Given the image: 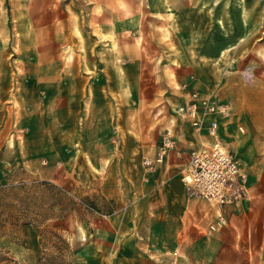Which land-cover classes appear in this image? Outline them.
<instances>
[{"label": "rangeland", "instance_id": "rangeland-1", "mask_svg": "<svg viewBox=\"0 0 264 264\" xmlns=\"http://www.w3.org/2000/svg\"><path fill=\"white\" fill-rule=\"evenodd\" d=\"M135 2L141 29L126 19L118 44L107 45L89 32L86 0H0V264H122V237L128 264H157L142 158L173 115L181 118L189 73L181 68L202 92L234 103L251 166L249 199L223 212L214 230L215 206L186 191L202 241L183 263L264 264V32L246 41L236 33L231 42L241 45H152L160 37L148 2ZM181 58L184 66H170ZM111 125L129 160L110 198L87 150L107 149L98 148L109 139L100 132ZM175 251L159 255L180 264Z\"/></svg>", "mask_w": 264, "mask_h": 264}, {"label": "crops", "instance_id": "crops-1", "mask_svg": "<svg viewBox=\"0 0 264 264\" xmlns=\"http://www.w3.org/2000/svg\"><path fill=\"white\" fill-rule=\"evenodd\" d=\"M86 1L90 3L89 9L86 10L85 13L89 32L91 35H96V39L98 37V42H101L100 44H118V35L124 33L126 19H132L134 27H136V29H141L140 21L142 15L136 13L138 9L135 0ZM147 2V11L151 18L149 20L154 23L152 32L160 37V40H155L154 43L152 42V45H166V48L169 45H205L206 40H208V45H241L242 41L238 44L231 42L235 39L233 35L236 33L241 32V35L243 34L245 36L246 41L247 35L264 32V0H147ZM221 6H223V8ZM121 7L129 10V15H123L124 9ZM206 18L210 19V21L206 22ZM211 33H217L221 36L216 35L213 37ZM162 35L164 36L163 39H161ZM223 48L227 49L229 46ZM125 49L124 47L121 52L123 55ZM221 49L219 48V51ZM218 55L220 56L221 54L218 52ZM135 60L139 61L140 58L136 57L132 59V61ZM118 61L119 59H117V62ZM182 61V58L180 61L172 59V64L170 63V66L174 68L182 64L184 66V61ZM181 70L183 72H189L184 82L181 83V85H188L184 92L185 94L180 93L183 97L180 101L181 105L187 101V91L194 89H196L202 97H209L213 100L229 103L231 105L232 112L229 119L225 120L216 117L219 122L218 137L231 152L235 153L243 160L247 174V196L242 201L249 199L251 166L246 161L247 148L245 147L248 141L247 138L242 136L246 129L237 118L233 105L234 103L216 99L212 94L202 92L198 80H192L194 74L189 69L181 68L178 74L182 76L185 75L181 73ZM178 85L180 86V83ZM245 103L247 105V113L254 120L255 112L249 107L247 100ZM179 118L180 117L177 115H173L174 123H170L165 129V131L167 130L166 132L174 136L178 148L187 151L200 143H214V138L207 133L208 119L201 133L196 134L188 122ZM238 127H243L244 131L239 132ZM256 128H258L257 125ZM165 131L164 133H166ZM117 132L118 130L112 125L104 127L100 135L101 137L109 138L106 140V145L101 144L100 147H98V145H93L92 143L91 149L93 147H107V149L104 150L108 152L106 156H98L100 152H104L103 149H98V151L93 149L90 151L87 150L94 163V169L103 172L102 175L105 180L102 181L104 186L101 188V193L106 195V197H112L111 194L121 192L122 177L119 174L121 169L124 168L123 163L129 160V156L123 154L121 151L122 141ZM158 134L161 135V131ZM98 141H102L101 138H99ZM155 149L156 146L154 148L152 147L147 155H152ZM184 164V156L181 158L171 153L162 165L156 168L153 173L148 174L151 180V185L147 192V197L149 199L148 206L149 210L152 211L151 216L154 218L148 217L145 218L144 221H153L156 225L154 239L156 241V248L158 249L155 254L157 264H171L170 258L161 257L159 253L160 251L170 252L173 250L179 252L180 257L178 260L181 261L180 264H185L183 263L184 254L188 253L190 247L197 248V253L198 243L202 241L200 230L202 225L199 223V213L194 208L196 202L187 195L185 184L181 178V169ZM91 183L92 185L95 184L93 180ZM111 186H113L114 189H111ZM107 200L110 199L108 198ZM238 204L221 209L215 207L216 216L236 208ZM191 213L196 216H192ZM213 222H215V220H213ZM115 225L117 228L120 226L118 223ZM121 231L122 228L120 226L117 233H121ZM121 240L122 242H120L117 249V255L119 256L118 262L128 264L127 262L130 258L128 250L125 248L126 239L122 237Z\"/></svg>", "mask_w": 264, "mask_h": 264}, {"label": "built area", "instance_id": "built-area-1", "mask_svg": "<svg viewBox=\"0 0 264 264\" xmlns=\"http://www.w3.org/2000/svg\"><path fill=\"white\" fill-rule=\"evenodd\" d=\"M186 87L184 84L183 88ZM186 94L187 101L177 107V112L196 134L201 133L208 119L207 133L214 138V143H200L184 151L178 148L174 136L166 132L158 138L155 152L142 158V165L147 172L153 173L171 153L181 158L184 156L181 178L190 196L206 199L218 209L235 206L247 196L245 164L220 141L216 119H229L231 105L202 97L196 90H188ZM238 130L244 131L243 127H238ZM218 217L210 229L214 230L222 223L223 217Z\"/></svg>", "mask_w": 264, "mask_h": 264}, {"label": "bare ground", "instance_id": "bare-ground-1", "mask_svg": "<svg viewBox=\"0 0 264 264\" xmlns=\"http://www.w3.org/2000/svg\"><path fill=\"white\" fill-rule=\"evenodd\" d=\"M224 52H225V48H222L220 51H219V53L222 55V54H224Z\"/></svg>", "mask_w": 264, "mask_h": 264}]
</instances>
